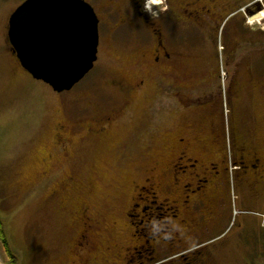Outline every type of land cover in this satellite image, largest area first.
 Wrapping results in <instances>:
<instances>
[{
    "label": "flooded vegetation",
    "instance_id": "1",
    "mask_svg": "<svg viewBox=\"0 0 264 264\" xmlns=\"http://www.w3.org/2000/svg\"><path fill=\"white\" fill-rule=\"evenodd\" d=\"M84 1L99 19V51L104 36L116 38L117 50L136 51L130 62L117 60L123 74L116 75L113 97L101 100L114 108L88 117L86 135L107 136L129 115L126 100L152 82L159 102L145 117L152 124L160 115L167 134L163 160L132 182L124 220L110 224L82 207L67 215L65 229L33 237L27 251L14 248L19 264H225L231 254L237 264H264V127L254 117L255 105L264 110V6L253 10L245 0H159L148 10L152 0ZM252 20L260 21L259 27L250 28ZM220 52L230 69L225 89L230 99L221 97L220 85L203 84L198 96L183 92L194 67L221 79V68H213ZM137 69L146 77H132ZM58 96L65 100L63 93ZM91 109L77 113L91 115ZM238 109L245 120L237 119ZM72 130L58 124L59 143L70 145ZM61 184L64 193L70 184Z\"/></svg>",
    "mask_w": 264,
    "mask_h": 264
},
{
    "label": "rangeland",
    "instance_id": "2",
    "mask_svg": "<svg viewBox=\"0 0 264 264\" xmlns=\"http://www.w3.org/2000/svg\"><path fill=\"white\" fill-rule=\"evenodd\" d=\"M26 1L0 0V215L17 264L14 248L27 251L33 237L46 238L65 229L67 215L79 214L82 207L102 214L110 224L116 219L124 220L134 194L132 182L141 180L146 170L161 163L167 135L160 115L153 116L152 124L146 121L148 108L159 102L155 99L154 83L149 82L140 96L126 100L131 111L119 126L101 139L88 137L87 118L114 108L101 100L113 97L116 75L123 74L117 60L130 62L136 51L117 50L116 38L104 36L95 68L71 94L63 93L62 101L48 85L21 72L8 50L7 22ZM259 1L245 0V5L254 10L264 6V0ZM151 3L147 5L152 7ZM259 25L260 21L249 23L250 28ZM223 58L220 52V62L213 66L216 70L221 68V79L213 77L215 72L207 78L194 67L182 91L198 96L197 87L220 85L221 97L229 100L225 89L231 82L230 69ZM132 77L146 76L137 69ZM87 107L92 108L91 115L77 113ZM224 115L229 124L232 110H225ZM236 116L239 121L245 120L242 109L236 110ZM254 117L264 127V110L259 105L254 106ZM183 123L181 120L180 125ZM58 124L73 127L74 140L70 145L59 143ZM230 132L228 128L227 133ZM63 181L70 187L60 193ZM236 260L231 254L225 264H237ZM51 264H56L55 260Z\"/></svg>",
    "mask_w": 264,
    "mask_h": 264
},
{
    "label": "water",
    "instance_id": "3",
    "mask_svg": "<svg viewBox=\"0 0 264 264\" xmlns=\"http://www.w3.org/2000/svg\"><path fill=\"white\" fill-rule=\"evenodd\" d=\"M8 38L22 68L62 94L98 61L99 19L84 0H27L11 16Z\"/></svg>",
    "mask_w": 264,
    "mask_h": 264
},
{
    "label": "trees",
    "instance_id": "4",
    "mask_svg": "<svg viewBox=\"0 0 264 264\" xmlns=\"http://www.w3.org/2000/svg\"><path fill=\"white\" fill-rule=\"evenodd\" d=\"M7 43H8V50H9V52L11 54H13V51H14L13 47L11 46V44H10L9 41ZM0 239L4 243V246H5L8 254L12 258L13 264H17L16 259L14 258V255H13L12 248H11L10 243H9V238H8V236L6 234L4 220L2 219L1 215H0Z\"/></svg>",
    "mask_w": 264,
    "mask_h": 264
},
{
    "label": "built area",
    "instance_id": "5",
    "mask_svg": "<svg viewBox=\"0 0 264 264\" xmlns=\"http://www.w3.org/2000/svg\"><path fill=\"white\" fill-rule=\"evenodd\" d=\"M0 264H11V261L3 248H0Z\"/></svg>",
    "mask_w": 264,
    "mask_h": 264
},
{
    "label": "bare ground",
    "instance_id": "6",
    "mask_svg": "<svg viewBox=\"0 0 264 264\" xmlns=\"http://www.w3.org/2000/svg\"><path fill=\"white\" fill-rule=\"evenodd\" d=\"M155 1H156V0H155ZM260 1H261V0H260ZM156 3H157V1H156L155 3H152L151 5L154 6V5H156ZM262 17H264V14H263L260 18H262ZM257 19H259V17H257ZM255 20H256V19H255ZM255 20H254V21H255Z\"/></svg>",
    "mask_w": 264,
    "mask_h": 264
}]
</instances>
